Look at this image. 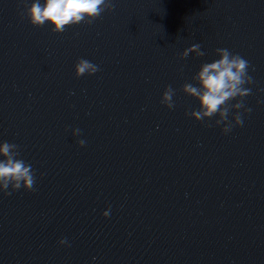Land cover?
<instances>
[{
  "label": "water",
  "instance_id": "water-1",
  "mask_svg": "<svg viewBox=\"0 0 264 264\" xmlns=\"http://www.w3.org/2000/svg\"><path fill=\"white\" fill-rule=\"evenodd\" d=\"M112 3L54 33L0 0V143L35 176L0 190V264H264V0ZM218 48L253 81L227 134L182 91Z\"/></svg>",
  "mask_w": 264,
  "mask_h": 264
},
{
  "label": "clouds",
  "instance_id": "clouds-1",
  "mask_svg": "<svg viewBox=\"0 0 264 264\" xmlns=\"http://www.w3.org/2000/svg\"><path fill=\"white\" fill-rule=\"evenodd\" d=\"M24 8L22 17H27L33 26H43L46 23L51 26L54 33H63L68 26L78 24H91L106 10L114 8L112 0H32L29 5L28 0H23ZM199 44H193L181 53V59L195 53L196 56H203ZM219 59L212 62H205L200 66L199 71L193 77L195 86L192 83H185L182 87L183 93L199 101V109L193 110L186 115H190L197 121L211 119L215 120L217 126L224 124L222 132L229 133L234 126L243 125V113L235 111L229 121L231 110H241L250 112V108H245L243 98L251 93L250 88H245V84H251L252 77L248 74L249 62L238 54L231 53L226 48L216 49ZM77 77L95 74L99 68L97 65L86 59H79L75 66ZM175 90L168 86L165 88L161 103L169 109L174 108L173 96ZM237 98H239L237 100ZM237 100L236 103H230ZM79 129L73 131V135H78ZM80 146L85 144L84 140L78 141ZM0 190H33L35 183L34 172L31 165L27 164L19 157L18 146L13 143H0ZM10 194V193H9ZM105 217L109 211L103 213ZM66 244V240L59 241Z\"/></svg>",
  "mask_w": 264,
  "mask_h": 264
}]
</instances>
